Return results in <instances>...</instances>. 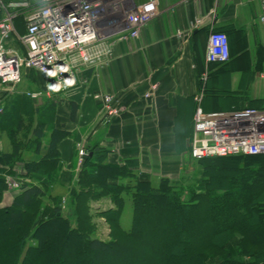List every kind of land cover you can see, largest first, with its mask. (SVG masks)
Listing matches in <instances>:
<instances>
[{
	"label": "crops",
	"instance_id": "obj_1",
	"mask_svg": "<svg viewBox=\"0 0 264 264\" xmlns=\"http://www.w3.org/2000/svg\"><path fill=\"white\" fill-rule=\"evenodd\" d=\"M156 1L155 17L142 26L136 38L114 42L107 63L82 71L74 88L42 94L39 102L32 100L40 106L45 99L56 98L57 110L54 123L42 134L39 151L22 146L21 161L16 162L21 171L23 162H38L45 154L53 129L62 127L68 133L57 146L55 173L38 172L32 182L47 186L57 179L62 182L76 169L75 145L79 144L87 150L86 156L92 154L86 159L91 172L99 163L117 165L139 181L156 184L166 178L173 187L183 181L200 192L206 178L199 162L189 157L195 109L212 113L261 108L264 28L259 23L260 0ZM105 18L114 16L106 14ZM211 32L227 37L229 58L223 64L206 62ZM151 84L156 89L146 99L143 95ZM29 85L35 88L30 92L47 88L43 76L24 70L13 94L5 97L0 86V99L27 96ZM101 94L109 95L118 111L112 119L105 118L101 103L94 99ZM70 102L77 108L74 121L69 120ZM27 137L34 139L32 134ZM6 151L0 149V153H10ZM5 194L0 207L12 201L3 200Z\"/></svg>",
	"mask_w": 264,
	"mask_h": 264
},
{
	"label": "trees",
	"instance_id": "obj_2",
	"mask_svg": "<svg viewBox=\"0 0 264 264\" xmlns=\"http://www.w3.org/2000/svg\"><path fill=\"white\" fill-rule=\"evenodd\" d=\"M20 97L6 98L0 115V127L12 141L11 152L0 153V202L6 191L4 174L21 161L18 153L24 144L38 150L57 110L54 103L37 106L28 96ZM68 107L69 120L74 121L76 105L70 102ZM29 130L33 140L27 137ZM67 135L62 127L53 129L41 159L23 162L24 178L55 173L57 146ZM198 162L206 178L203 189L186 190L184 199V190L166 178L152 185L125 167L100 163L91 172L86 160L66 215L49 186L20 182L11 203L0 207V264H264V155ZM105 196L114 208L99 212L109 229L108 240H100L92 235L89 203ZM126 197L131 220L123 230L120 217Z\"/></svg>",
	"mask_w": 264,
	"mask_h": 264
},
{
	"label": "built area",
	"instance_id": "obj_3",
	"mask_svg": "<svg viewBox=\"0 0 264 264\" xmlns=\"http://www.w3.org/2000/svg\"><path fill=\"white\" fill-rule=\"evenodd\" d=\"M105 1L0 0V86L4 95L15 92L25 69L37 72L47 82L45 92L26 93L32 100L74 88L82 71L108 62L114 42L136 38L142 26L157 14L151 1L131 9L121 20L115 16L110 20L105 18ZM259 23L264 28V0H260ZM228 58L227 37L211 32L206 62L223 64ZM155 89V85H149L143 97L148 99ZM94 99L101 103L106 119L117 116L109 95H95ZM3 108L0 99V115ZM245 122L252 124L246 126ZM238 155H264V103L259 109L229 112L204 113L197 107L189 157L199 161ZM84 156L78 149L80 164ZM6 180L9 188L18 185Z\"/></svg>",
	"mask_w": 264,
	"mask_h": 264
},
{
	"label": "rangeland",
	"instance_id": "obj_4",
	"mask_svg": "<svg viewBox=\"0 0 264 264\" xmlns=\"http://www.w3.org/2000/svg\"><path fill=\"white\" fill-rule=\"evenodd\" d=\"M35 1H38V0H35ZM151 1H153V3L155 4V9L157 10V5H156L157 1L156 0H142V1L141 0H107V1H105V3L106 2L107 3L106 4L104 3V5H106V6H105V9H103V10H105V15L106 14L107 15L112 14V17L115 16V19L121 20V19H123V17H125L127 15V13L131 9L136 8L138 6H141L144 3L151 2ZM113 13H116V14L113 15ZM18 31L21 33L22 30L20 29ZM39 84H41V83H39ZM32 85H29V88H28L29 91L28 92L32 91V89L34 87ZM21 86L24 87L25 83L23 82L21 84ZM23 95H24V93H23ZM23 95H19V96H22L20 98L24 99L25 96H23ZM40 99H42V98H40ZM24 100H26V99H24ZM54 100L58 101V99L53 98V97H51V99H47V100L45 99V101H43L41 103V105L46 106L50 103H54L55 102ZM29 108H31V111L33 110L32 106H30ZM36 116H37V114L33 115V117H31V118L33 120H35ZM22 118L24 120V122H23V120H22V122H23L24 126L26 127V125H27L26 115H22ZM23 129H25V128L23 127ZM30 130L28 131L27 134H30ZM11 142L12 141L8 139V136L5 133V129L3 127H0V149H3V151L7 150L6 152H8V151L11 152V149H12V143ZM78 149H81L83 151V153L85 154V156H86L85 151H87L83 148V146H80L79 144L75 145V150H76V162H75V168L76 169H75V171L76 172L73 171V172L69 173L70 175H68V176L65 175V177L62 178V182H59V179H57L55 181V184H51L48 187L50 195L54 196L55 200H57V204L59 205V207L61 209L62 215L68 214L67 211H68L69 204L71 203L72 190L77 183L78 173L80 172L81 164H80L79 159L77 158ZM21 174H23V171H21L20 167L17 166L16 163L13 164V168L11 169V172L9 174H4L5 186H6L5 192H7V189H10V191H9V193L7 192V194H5V198H3V200L13 198V195L15 193H17V191L19 190V188L21 186L20 182L32 183V181H29L28 179L26 180V179L22 178ZM6 178L10 179V181L12 183L16 182L18 184L16 186V188H9L8 187V180H6ZM193 179L195 180L196 178L193 177ZM158 181L159 180H157L156 184L151 183V182L150 183L152 185H157ZM122 182L123 183L129 182V179L124 180ZM182 182L183 181H181V183L179 182L180 185H178L175 188L176 189L181 188L184 190L183 191V198L185 199L186 197H188L187 191L193 190L194 188L192 187V183L188 185V184L182 183ZM120 183H121V181H120ZM46 202H47L46 204H51L50 201H46ZM124 202H125V205H124V209H123V212L121 214V217H120V226L123 230H127L129 225H130V220H131V206H130V200L127 197L124 199ZM3 205L7 206L5 204H3ZM89 207L91 210V212H90L91 215L94 216L93 223L95 226V230L92 232V235L94 237L100 239V240H108L109 229H108V226L105 224L103 218H101L99 216V212H103L107 209L114 208V204L111 203L109 197L105 196V197L98 198V199L91 201L89 203ZM95 215H98L99 217H95Z\"/></svg>",
	"mask_w": 264,
	"mask_h": 264
},
{
	"label": "water",
	"instance_id": "obj_5",
	"mask_svg": "<svg viewBox=\"0 0 264 264\" xmlns=\"http://www.w3.org/2000/svg\"><path fill=\"white\" fill-rule=\"evenodd\" d=\"M25 70L28 71V69H25ZM37 101L39 102L40 100H37ZM33 102H34V100H33ZM91 156H92V154L89 153L86 157L83 158V162L82 163H84V161H86V159L91 157Z\"/></svg>",
	"mask_w": 264,
	"mask_h": 264
},
{
	"label": "bare ground",
	"instance_id": "obj_6",
	"mask_svg": "<svg viewBox=\"0 0 264 264\" xmlns=\"http://www.w3.org/2000/svg\"><path fill=\"white\" fill-rule=\"evenodd\" d=\"M87 2H93V1H96V0H86ZM102 14V13H101ZM65 29V28H64ZM252 123H249V122H245V125H251ZM235 137V135H232V138Z\"/></svg>",
	"mask_w": 264,
	"mask_h": 264
}]
</instances>
